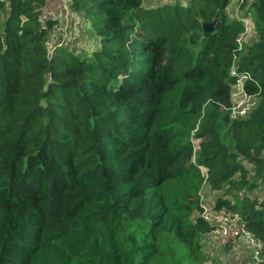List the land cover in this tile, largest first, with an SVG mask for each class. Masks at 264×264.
I'll return each instance as SVG.
<instances>
[{
	"label": "trees",
	"instance_id": "1",
	"mask_svg": "<svg viewBox=\"0 0 264 264\" xmlns=\"http://www.w3.org/2000/svg\"><path fill=\"white\" fill-rule=\"evenodd\" d=\"M44 3L0 0V264H221L200 243L203 182L264 264V0L243 51L230 0H68L91 53L48 51ZM232 66L256 98L236 118Z\"/></svg>",
	"mask_w": 264,
	"mask_h": 264
},
{
	"label": "rangeland",
	"instance_id": "2",
	"mask_svg": "<svg viewBox=\"0 0 264 264\" xmlns=\"http://www.w3.org/2000/svg\"><path fill=\"white\" fill-rule=\"evenodd\" d=\"M52 0H46L45 5L47 11H50V17L56 21V25L52 27L51 37L48 42V51L51 52L62 42L67 48H75L76 52L84 51L91 53L96 49L97 43L91 28L89 18L77 16L70 8L68 0H56L51 4ZM147 3H155L156 0H144ZM185 2V0H181ZM41 13V12H40ZM229 19H234L237 15H243L247 21V31L239 37L242 51L251 44L256 36L253 20L255 19L254 10L250 7V1L245 4L238 3L237 0H230L226 8ZM2 16L0 15V22ZM141 35L140 33H137ZM55 42L53 43V41ZM189 47L194 49L197 46L187 43ZM196 128V126L194 127ZM191 129L189 138L193 140L194 147H197V140L193 139L195 129ZM264 156V155H263ZM246 167H251L248 162H243ZM255 175L251 171L249 176ZM259 186L250 194V197L264 198V181L258 180ZM201 200L213 204L217 197L221 196V191L213 189L207 182H203L200 187ZM196 215V212H194ZM201 247L208 259H218L221 264H259L260 258L257 256V246L248 243L241 235L231 237L226 242L220 238L219 233L210 230L203 233L200 237Z\"/></svg>",
	"mask_w": 264,
	"mask_h": 264
},
{
	"label": "built area",
	"instance_id": "3",
	"mask_svg": "<svg viewBox=\"0 0 264 264\" xmlns=\"http://www.w3.org/2000/svg\"><path fill=\"white\" fill-rule=\"evenodd\" d=\"M46 1V0H45ZM157 1V0H156ZM239 5L244 2L251 0H237ZM56 2V0H52L51 4ZM45 5V3H44ZM41 8V17L43 19H47L50 17V11H47L46 6ZM235 19H238L245 25V30L242 34L247 31V21L243 15L235 16ZM241 34V35H242ZM240 35V36H241ZM55 40L53 41V43ZM62 44V42L60 43ZM230 75H235V82L230 91V99L232 101L231 106L229 107L230 117L236 118L244 116L247 111L256 103V98L253 95H249L243 87V81L247 78V74L238 75L236 73L235 66H232L230 69ZM201 172L206 174V169L204 167H200ZM200 207L198 215L202 217L207 223L213 226V230L219 233L221 239L226 242L231 237L236 235H241L245 239H247L248 243L256 245L257 249L260 246V242L252 236V234L244 228L243 222L240 221L239 216L236 213H232L224 210L223 208H215V204H208L201 200L200 197ZM197 213V212H196Z\"/></svg>",
	"mask_w": 264,
	"mask_h": 264
},
{
	"label": "water",
	"instance_id": "4",
	"mask_svg": "<svg viewBox=\"0 0 264 264\" xmlns=\"http://www.w3.org/2000/svg\"><path fill=\"white\" fill-rule=\"evenodd\" d=\"M216 22H217V20L214 19L212 22H204V23H202L203 33L205 35H207L209 32L214 30V28L216 26Z\"/></svg>",
	"mask_w": 264,
	"mask_h": 264
}]
</instances>
